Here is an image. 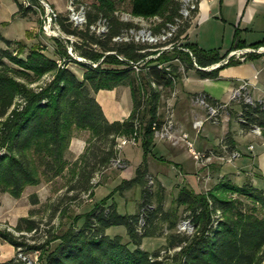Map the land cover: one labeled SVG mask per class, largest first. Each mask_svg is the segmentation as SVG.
Masks as SVG:
<instances>
[{
	"label": "trees",
	"instance_id": "trees-1",
	"mask_svg": "<svg viewBox=\"0 0 264 264\" xmlns=\"http://www.w3.org/2000/svg\"><path fill=\"white\" fill-rule=\"evenodd\" d=\"M82 1L89 6V24L101 17L110 23L109 32L99 36L91 33L89 26L78 29L66 16L60 17V24L67 33L78 35L89 45L82 50L83 56L91 60L105 56L102 65L97 67L82 63L85 66L82 77L67 65L59 64L58 59L46 54L43 48L28 47L23 42L7 39L0 31V40L6 44V47L0 46V192L18 198L28 185L40 182L42 173L49 176L59 174L66 164L65 153L74 128L89 130L92 139L109 143L110 147L99 157L101 167L116 156L115 139L134 131L136 122H142L143 160L135 176L124 179L117 187L118 190L140 187L142 199L135 213H120L115 203L107 204L106 200L96 204L78 217V220L83 218L81 225L73 224L58 237V244L47 250L42 264H163L158 259V251L150 252L142 247L143 240L162 236L163 224L169 230L177 228L181 206L188 212L187 217L195 232L190 236L179 232L168 237L169 246L180 247L174 256V264H264V191L251 181L240 185L225 176L204 192L183 186L173 201L174 206L168 209L165 208L166 188L160 181L156 190L151 185L153 176L148 155L154 145V123L161 127L163 121L159 115L161 92L152 89L147 94L144 83L172 86L181 77V67L185 71L195 69L202 78H217L219 71L232 61L213 70L203 68L220 62L227 53L221 54L219 49H206L196 43H183L193 56L175 49L152 61L146 75L141 76L129 62L117 56L137 60L147 54L141 52L146 48L143 44L113 40L132 26L121 21L116 14L119 11L117 0ZM180 8L179 0H130L132 14L144 17L162 15L166 21H174ZM32 11V7L18 2L17 14L20 16L26 17ZM191 22H184L177 37H183ZM14 45H20L21 51L17 52ZM244 46L242 32L237 29L231 49ZM107 51L116 54L106 55ZM65 53V49L59 52L61 55ZM47 74L53 75L50 81L39 89L31 86ZM119 86L131 88L133 109L127 119L111 121L96 93ZM204 94L213 103L219 102ZM237 103L241 106V111L236 112L241 132H250L259 126L264 137V99ZM223 146L228 151L237 150L231 132L222 140ZM232 194L244 195L257 205L246 208ZM117 225L127 228L128 242L119 234L111 236L107 233L108 228ZM35 228L32 217H21L16 226L18 231ZM0 236L17 247L24 246L10 232L0 230ZM130 244L134 247L131 248ZM27 249L44 250V247L29 246ZM0 264H27V261L16 255L0 261Z\"/></svg>",
	"mask_w": 264,
	"mask_h": 264
},
{
	"label": "rangeland",
	"instance_id": "rangeland-1",
	"mask_svg": "<svg viewBox=\"0 0 264 264\" xmlns=\"http://www.w3.org/2000/svg\"><path fill=\"white\" fill-rule=\"evenodd\" d=\"M32 1L37 6H40L39 1ZM47 1L51 3L60 14H66L69 0ZM18 2H23V0H0V31L3 36L7 39L23 42L27 44L28 47L36 45L43 48L46 54L57 58L59 64L67 65L79 77H82L85 71V66L82 64L84 62L73 60L67 53L64 43L58 39L46 37L40 31V13L37 9L32 7L33 11L29 13L27 17H22L20 14H17ZM117 7L121 12L120 14H123L126 17V13L130 12V0H117ZM158 16L159 18L152 16L144 17L139 20L135 19V21H128H130L129 23H131L132 26L137 27V29H150L157 34L163 30L165 23L167 22L164 16ZM118 17L121 21H124L121 19V15ZM196 23H198V26H196ZM214 30V21L203 23L195 20L191 32L197 36L200 44H203L204 46H213V44H221L224 38V36L222 37L223 33L215 34ZM178 38L179 42L183 44V37ZM138 44L146 46V55L157 54L158 50H154V48L160 45V43L158 45H151L147 42ZM0 46L6 47V44L0 40ZM88 46L85 40L80 41V43L76 46L78 55L85 57L81 52L82 50L87 49ZM13 47H17V52L21 51L20 45H14ZM183 47L187 49L184 50L185 52H189V47L184 46V44ZM94 48L99 49L98 47L96 48V46H94ZM62 49L66 50L64 55L59 54ZM170 52L172 51H164L162 54ZM158 57L159 56L152 58L151 62L157 60ZM99 60L100 59L95 60V62ZM174 63L177 64L179 61H174ZM103 65L106 66V64ZM180 73L181 77L185 75L183 67L180 68ZM137 74L145 76L146 72L141 71ZM189 74L191 76V81L187 84L188 90L197 92V94L206 91L218 99L228 100V89L225 87L223 82L213 80L212 82L204 83L201 80L202 77L196 72L191 71ZM52 77V74H47L31 86L39 89L40 86L50 81ZM178 80L179 79H176L174 84L168 87L144 83V89L147 94H149L152 89L161 92L159 115H161L163 123L171 119L172 108L170 106L168 108L167 106L169 97H173V94L176 91ZM229 94V99H231V93ZM127 97L128 99L123 97L122 99L119 98L115 101H106L105 106L108 115L112 120L127 119L125 112L127 108L132 105L130 90L128 91ZM233 102L235 103V101ZM227 110L229 109L227 108ZM200 114H205V110L201 107ZM230 114L232 115L231 126L233 127L235 125L234 122L237 123L236 111L231 110ZM222 119L223 115H220L218 123H213L212 121L207 122L204 129H210V123L214 125H221ZM136 123L137 126L134 131L123 133L115 139L114 149L116 151V156L113 157L106 166L99 167L100 163L98 161L103 152L110 147L109 143L106 141L104 142L92 139L91 132L89 130L74 128L68 149L65 153L66 164L64 169L59 174L49 176L42 173L40 176V182L38 184L28 185L23 194L18 198L13 197L8 192H0V230L12 233L18 241L24 243V246L17 247L0 236L1 243L10 245V248L13 250L12 255H21L22 258L30 264H42L47 250L54 248L58 244V237L73 224L76 223L78 226L81 225L83 218L78 220V217L104 200H106L107 204L115 203L120 213H135L138 211L139 203L142 199L141 188L133 187L128 190L117 189L125 178V176H122V179H118L122 170L128 167V163L129 168L135 169L138 165H140L144 157L145 151L141 143V132L144 124L142 122ZM217 130L220 131L221 128H218ZM132 136H137V145L128 144L122 148L119 147L122 138H131ZM155 141L157 142V145L154 149H151V151L153 150V153L151 152L148 155L150 169L152 171L151 174L153 176V183L151 185H153L152 187L154 190L157 189L159 180L155 175L159 174L168 186L165 192V208L168 209L169 207L174 206L172 204L175 197L179 193V186H188L183 184L184 182L181 180L180 176L181 172L186 173L189 178L200 181L198 178V165L184 143L178 146L169 147L167 144L168 141L158 139L154 132V142ZM248 143V139L243 141L244 146L248 145ZM195 144L199 149L198 144ZM214 151L220 154L224 152V149L220 146L219 149ZM262 154L264 158V152ZM161 155H164L163 160L157 157ZM117 158L122 159V166L115 165V160ZM245 159L244 163L247 164L249 162V158ZM239 161L240 160H237V163ZM210 163L212 162H207V165L204 166L203 169L209 166ZM224 163L232 164L230 162ZM256 164L258 166V160ZM179 166L183 167L182 171ZM209 176L210 178H214L213 175ZM112 178L114 179L111 180ZM220 179L221 178H218L217 182ZM211 180L212 181L210 182L209 179H205L203 177V180H201L203 184L200 186L201 190L209 188L208 186L210 185L207 186L205 184H212V182L215 183L214 179ZM256 180L257 186L264 190V178L257 176ZM195 191L199 192L197 190ZM231 196L238 197L246 208L257 205L244 195L232 194ZM259 214L261 215L262 213L259 212ZM179 215V223L188 218V212L184 209V206L179 208ZM217 215L220 214L217 213ZM21 217H32L36 222V228L30 231H18L16 229L18 224L17 221H19ZM163 228L164 233L162 236L146 237L143 240L142 247L150 252L158 251L160 253L158 259H160L163 264H174V256L179 251L180 247L172 248L169 246L168 237L171 234L179 232L183 235L190 236L195 232V227L193 226L192 230L185 232L180 231L178 227L173 230H169L164 224ZM107 233L111 236L119 234L123 236L125 242L130 240L127 228L123 225L112 226L107 229ZM29 246H42L44 247V250L27 249ZM130 247L133 248L134 245L130 244ZM9 257L6 256L0 259L7 260Z\"/></svg>",
	"mask_w": 264,
	"mask_h": 264
},
{
	"label": "crops",
	"instance_id": "crops-1",
	"mask_svg": "<svg viewBox=\"0 0 264 264\" xmlns=\"http://www.w3.org/2000/svg\"><path fill=\"white\" fill-rule=\"evenodd\" d=\"M195 20L203 23L214 21L215 34L223 33L222 37L224 36V38L222 43L213 44V46H204L203 44H200L197 36H195L191 32ZM196 26H198V23H196ZM237 29L241 30L242 37L246 42V46L244 47H249L254 43L264 44V0H200L196 15L186 33L183 35V41L184 43H196L200 47L206 49L216 48L219 49L221 54H228L230 51L238 49H231L234 44L235 32ZM232 62L233 63L231 65H228L229 67L226 66V68L224 67V69L222 68L219 71V76L217 78L208 77L201 79L204 83H209L213 80H219L223 82L225 84V87H227L228 89V100L218 99L211 93H208L206 91H203L201 93H206L212 99L219 102L228 103V109L230 110V112L231 110L240 112L241 106L237 102L234 103L231 99H229V93H231L232 97L233 91L241 85L242 81H248L251 84V86L249 87V94L253 98V100L264 99V56L258 54H249L247 59L243 61L232 60ZM191 71L196 72L195 69H190L188 71H185V75L183 77L178 78L179 80L176 85V91L174 92L173 97H169L167 107L169 108L170 106L172 108L173 119L176 126L188 131L191 138H193L194 142L198 144L199 149L202 151L219 149L224 137L229 132H231L233 134L234 141L236 143V147L238 152L240 153V156L234 162H230L232 164H227L213 159L212 163H210V165L206 168L203 169V167H198V178L200 181L189 178L186 173L181 172L180 176L181 180L184 182L183 184L188 185L194 190L203 192L216 184L218 178H223L226 176L233 182L240 185L245 183L246 181H251L254 186L259 188L257 186L256 178L257 176L264 178V158L262 154L264 152V137H257L251 132H241V130L239 129V123L237 121V123L234 122L235 125L232 127V115L227 109L222 113L223 119L221 125H214L210 123V129L203 128L200 133H197L193 128V122L196 118L202 117L203 115L200 114L201 106L198 105L194 100V96L197 94V92H193L191 90H188L187 88L188 82L191 81V76L189 74ZM129 90L131 93L130 87L119 86L110 90L101 89L98 91V93L96 94L97 100L102 105L109 120L113 121L108 115L105 106L106 101H115L119 98L122 99L123 97H126V99H128L127 95ZM131 99L132 105L131 107L127 108L125 112L127 118L130 116L133 109L132 93ZM218 128H221V130H217ZM245 139L249 140V143L246 146H244L243 144V141ZM252 143L255 144V149L253 152H251L248 148V146ZM167 144L169 147L178 146L173 145L170 141H168ZM156 145L157 142L155 141L152 149H154ZM157 157L162 160L164 159V155ZM245 158H249V162L247 164L244 163V160H246ZM237 160L240 161L237 163ZM257 160L258 166L256 164ZM148 163L150 168L149 159ZM137 167L135 169L129 168L128 163V167L122 170V173L118 179H122V176H125L124 179L133 178L135 176ZM179 167L182 171L183 167ZM150 172H152L151 169ZM209 175H213L214 178H210ZM155 176L165 188H168L159 174ZM203 177L205 179H209L210 182L212 181L211 179H214L215 183L212 182V184H205L207 186L210 185L208 186L209 188L201 190L200 186H202L203 184V182H201V180H203ZM113 179L114 178H112L111 180ZM180 188L181 186H179V189ZM12 252L13 250L10 248L9 244L0 242V258L10 256V259L14 257V255H12ZM0 261L4 260L0 259Z\"/></svg>",
	"mask_w": 264,
	"mask_h": 264
},
{
	"label": "built area",
	"instance_id": "built-area-1",
	"mask_svg": "<svg viewBox=\"0 0 264 264\" xmlns=\"http://www.w3.org/2000/svg\"><path fill=\"white\" fill-rule=\"evenodd\" d=\"M37 1H39L40 6L34 4L32 0H23V4L26 7L30 6L39 11L40 31L46 37L58 39L64 43L67 53L72 57L73 60L90 63L94 67H97L103 62L105 56L101 57L99 61L95 62V60L87 59L78 55L76 46L80 43V41L83 40L78 35L67 33L62 28L60 24V17L63 14H60L51 3H49L47 0ZM179 2L181 4L179 15L174 19V21H167L161 32L155 34L150 29H137L135 26H130L120 35H117L113 38V40L116 42H147L151 45H158L160 43L159 46L154 48V50H158L157 54L145 55L137 60H129L125 56L117 54L118 58L129 62L135 72L139 73L141 71H146L149 65L152 63L151 59L160 56L164 51H173L175 49L187 50L183 47V44L179 42V38L177 37L178 31L185 21H193L199 8L200 0H179ZM88 10L89 6L82 0H69L68 10L64 16L67 17L68 21L75 28L85 29L89 26L91 33L99 36L106 35L110 30L109 21L106 18L101 17L96 22L89 24ZM120 13V11L116 12L118 16L121 15V19L124 20V22H130L128 20L135 21V19L139 20L144 18V16L132 14L131 11L126 13V17ZM154 17L159 18L158 15H155ZM145 51V49L141 50V52ZM189 53L193 56L192 51L189 50ZM108 54H116V52L107 51L106 55ZM249 54H258L264 56V44L232 50L220 62L206 66L203 69L213 70L220 67L221 65L229 63L232 60L243 61L247 59ZM160 66H162V64H160ZM250 86L251 84L248 81H242L241 85L233 91L231 100L235 102H239L241 100L253 102V98L249 94ZM194 100L205 110V114L202 117L196 118L193 122V128L197 133H200L205 124L209 121L218 123L220 115H222L223 111H225L229 106L228 103L224 102L213 103L204 93L196 94L194 96ZM154 131L158 139L170 141L173 145H180L184 143L199 168L206 166V163L212 162L213 159L220 160L221 162H234L240 156L238 150L228 151L226 146H223L224 152L220 154L216 153L214 150L202 151L198 149L194 140L191 138L190 133L176 126L173 119V114H171V119H169V121H165L161 124V127H158L157 124L154 123ZM250 132L257 137H263V129L259 126L253 127ZM128 144L137 145V136H132L131 138H122L119 147L122 148ZM248 148L251 152H253L255 149V144H250ZM115 165L122 166V159L117 158L115 160ZM178 228L180 231L185 232L192 230L193 225L190 219L187 218L179 223ZM27 264L30 263L28 262Z\"/></svg>",
	"mask_w": 264,
	"mask_h": 264
}]
</instances>
